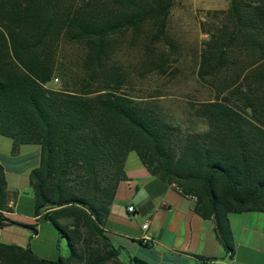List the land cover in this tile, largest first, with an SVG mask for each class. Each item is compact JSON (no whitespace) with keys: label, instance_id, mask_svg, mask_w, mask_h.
I'll list each match as a JSON object with an SVG mask.
<instances>
[{"label":"trees","instance_id":"16d2710c","mask_svg":"<svg viewBox=\"0 0 264 264\" xmlns=\"http://www.w3.org/2000/svg\"><path fill=\"white\" fill-rule=\"evenodd\" d=\"M117 2L112 10L94 0H0V136L12 140L13 155L21 146L39 147V166L29 173L34 215L68 248L66 257L49 261L0 244V264H124L104 224L131 152L162 182L194 198L202 219L216 217L215 233L230 256L227 215L264 212V121L258 118L264 103L248 93L252 85L264 88V4L230 0L227 10L207 11L203 23L210 38L201 81L216 80L236 59L256 58L234 73L235 93L251 116L231 103H201L195 115L206 129L181 134L127 95L125 77H61L59 88L47 87L55 71L52 47L61 37L82 43L86 70L99 75L114 36L148 26L155 41L164 35L174 0ZM11 199L0 167V228L23 226L5 215ZM23 227L36 233L35 226Z\"/></svg>","mask_w":264,"mask_h":264},{"label":"crops","instance_id":"0c3cea01","mask_svg":"<svg viewBox=\"0 0 264 264\" xmlns=\"http://www.w3.org/2000/svg\"><path fill=\"white\" fill-rule=\"evenodd\" d=\"M12 140L0 136V167L12 199L6 217L23 226L0 228V244L30 249L40 259L66 257L68 248L57 230L34 215L29 173L40 163L37 146H21L11 154ZM125 180L117 187L104 233L128 264H264V212L230 213L233 254L222 247L215 222L195 211V199L162 182L131 152L125 160ZM132 207L133 211H128ZM148 224L143 230L142 225Z\"/></svg>","mask_w":264,"mask_h":264},{"label":"rangeland","instance_id":"374dc122","mask_svg":"<svg viewBox=\"0 0 264 264\" xmlns=\"http://www.w3.org/2000/svg\"><path fill=\"white\" fill-rule=\"evenodd\" d=\"M64 1L74 5L81 0ZM94 1L117 10L119 0ZM254 1L253 5L264 4V0ZM229 5L230 0H174L164 35L155 41L156 31L148 26L114 36L109 59L102 67L104 74L99 75L86 70L84 45L61 37L52 47L55 71L47 87L59 88L61 77H125L127 95L150 105L181 134L206 129L204 121L195 115L201 103L217 100L231 103L251 116L250 110L243 107V96L235 93L240 82L234 73L245 64L256 62V58L236 59L229 70L209 83L198 76L203 44L210 38L203 30L206 12L227 10ZM204 28L208 31L210 24ZM254 88L257 87L252 85L248 93L253 91L264 103V88L259 91ZM258 118L264 121V113Z\"/></svg>","mask_w":264,"mask_h":264},{"label":"built area","instance_id":"2783aa9c","mask_svg":"<svg viewBox=\"0 0 264 264\" xmlns=\"http://www.w3.org/2000/svg\"><path fill=\"white\" fill-rule=\"evenodd\" d=\"M177 188V187H176ZM178 189V188H177ZM179 190V189H178ZM180 191V190H179ZM128 211L132 212L133 211V208L132 207H129L128 208ZM142 229L143 230H147L148 229V224L145 223L144 225H142Z\"/></svg>","mask_w":264,"mask_h":264},{"label":"water","instance_id":"95a60500","mask_svg":"<svg viewBox=\"0 0 264 264\" xmlns=\"http://www.w3.org/2000/svg\"><path fill=\"white\" fill-rule=\"evenodd\" d=\"M214 221H215V225H216V227H218V222H217L216 217L214 218Z\"/></svg>","mask_w":264,"mask_h":264}]
</instances>
